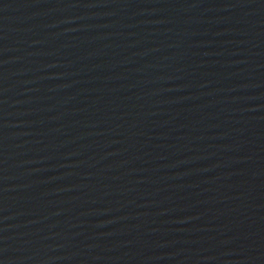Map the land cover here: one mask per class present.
Masks as SVG:
<instances>
[{"label":"water","instance_id":"95a60500","mask_svg":"<svg viewBox=\"0 0 264 264\" xmlns=\"http://www.w3.org/2000/svg\"><path fill=\"white\" fill-rule=\"evenodd\" d=\"M0 264H264V0H0Z\"/></svg>","mask_w":264,"mask_h":264}]
</instances>
